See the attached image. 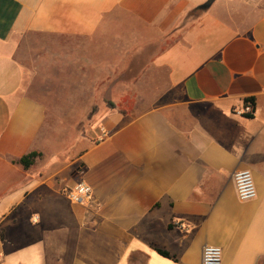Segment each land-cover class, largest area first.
<instances>
[{
	"label": "crops",
	"instance_id": "crops-1",
	"mask_svg": "<svg viewBox=\"0 0 264 264\" xmlns=\"http://www.w3.org/2000/svg\"><path fill=\"white\" fill-rule=\"evenodd\" d=\"M205 1L0 0V264H202L206 245L264 264V0H215L181 24ZM27 34L71 40L55 52L77 94L66 114L27 91ZM150 83L134 115L99 110L105 139L81 134L105 89ZM250 98L254 117L236 113ZM80 181L90 204L64 193Z\"/></svg>",
	"mask_w": 264,
	"mask_h": 264
},
{
	"label": "rangeland",
	"instance_id": "rangeland-1",
	"mask_svg": "<svg viewBox=\"0 0 264 264\" xmlns=\"http://www.w3.org/2000/svg\"><path fill=\"white\" fill-rule=\"evenodd\" d=\"M208 1L209 0H206L202 4ZM195 9L196 8H193L191 11H194ZM203 12L204 9L200 8L191 17L187 18L186 14L185 19L181 24H192ZM70 43L71 40L62 39L54 35L33 34H27L26 36H24L23 41H21L20 43L19 55L21 56L23 63H25L26 67L31 73L28 77V93L37 96H51L58 98V104L62 109V114H66L65 111H67L70 107H74L75 105H77L74 102L76 100L75 98H77V94L74 92L75 88H72L71 85H66V82H68V80L66 79H69V83L71 82L70 66L66 64L64 65V63L61 62L62 57H58L55 55L56 48L62 45L71 46ZM41 51H43V54H41ZM105 53L106 56L111 60L116 57V54H114L113 51H106ZM139 61L140 60H137L135 62L134 68L131 71L132 76L135 75L137 72L136 68L139 64ZM131 74L129 73L128 78H130ZM161 76L158 79H161ZM155 79L157 80V78L154 76L153 80ZM146 80L142 79L140 82H144L148 85V82H151V80ZM129 82L133 83L134 80H131ZM155 82L156 81H153V83ZM151 84L152 83H150V86L145 85L147 87H145L144 85L141 86L136 84H134L135 86L128 87L114 86L112 87L111 98L108 97L107 89H105V96H103L105 100L97 101L94 106L95 114L91 113L87 118L79 119L81 134H89L91 136L93 133H95L97 139L99 140L103 129L102 124L105 120L103 115L99 116V110H106L108 112L111 110L114 115H134L137 111V108L146 105L145 103H138V98H149V96L156 93L157 89H161L152 87ZM109 101L114 102V109L109 107ZM81 105L83 104L81 103ZM83 108L84 107L81 108L82 110L80 112V115L84 114L82 113L84 111ZM55 119L56 118H54L53 120L55 121ZM98 134L99 136H97Z\"/></svg>",
	"mask_w": 264,
	"mask_h": 264
},
{
	"label": "built area",
	"instance_id": "built-area-1",
	"mask_svg": "<svg viewBox=\"0 0 264 264\" xmlns=\"http://www.w3.org/2000/svg\"><path fill=\"white\" fill-rule=\"evenodd\" d=\"M254 112V105L251 102H246L241 109L236 111V113L243 116L253 115ZM107 135V131L103 128L99 140L105 139ZM233 181L237 195L241 201H249L257 197L255 178L250 169L236 171L233 174ZM64 193L72 202L78 204H90L93 199V189L84 181L77 182L71 188H66ZM202 264H223L222 248L213 245L204 246Z\"/></svg>",
	"mask_w": 264,
	"mask_h": 264
},
{
	"label": "trees",
	"instance_id": "trees-1",
	"mask_svg": "<svg viewBox=\"0 0 264 264\" xmlns=\"http://www.w3.org/2000/svg\"><path fill=\"white\" fill-rule=\"evenodd\" d=\"M199 9L196 8L194 11H191L190 13L187 14L186 17L188 18V17L193 16ZM247 102H251L255 106V100H254V98L247 99ZM108 105H109L110 108H113V109L115 108V104L112 101H109L108 102ZM247 117L252 118V117H254V114L253 115H249ZM39 156H40V154L38 152H35L34 151V152H31V153L23 156L20 160H18V163L21 164V165H23L26 169H28V168H30L35 163L36 159ZM159 252L161 254H163V255L168 256V253L167 252H164L162 250H159Z\"/></svg>",
	"mask_w": 264,
	"mask_h": 264
},
{
	"label": "water",
	"instance_id": "water-1",
	"mask_svg": "<svg viewBox=\"0 0 264 264\" xmlns=\"http://www.w3.org/2000/svg\"><path fill=\"white\" fill-rule=\"evenodd\" d=\"M215 0H209L208 2L202 4L199 8H202V9H208L212 3L214 2Z\"/></svg>",
	"mask_w": 264,
	"mask_h": 264
}]
</instances>
